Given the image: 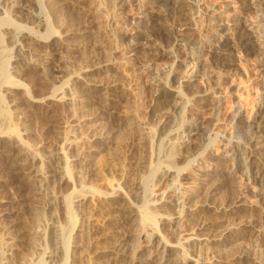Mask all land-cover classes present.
I'll return each mask as SVG.
<instances>
[{"label": "rangeland", "instance_id": "374dc122", "mask_svg": "<svg viewBox=\"0 0 264 264\" xmlns=\"http://www.w3.org/2000/svg\"><path fill=\"white\" fill-rule=\"evenodd\" d=\"M201 1L188 0L192 9L184 10L185 14L179 6L181 0H145L142 4L141 0L41 1L42 8L36 14L53 28L59 44L57 50L48 48L46 44L32 46V63L29 64L27 57L29 61H25L28 64L20 67L24 79H18L33 91L29 96L25 94L26 87L21 88L17 101L22 111L21 120L29 130L30 141L25 148L30 157L26 163L19 159V154L24 151L22 141L15 143L18 145L16 149H10L11 141L0 140V240L8 238V242L1 240L6 243H1V246L5 245L8 250L14 248L10 252L14 262L20 261L16 264L35 262L34 259H39L45 248L54 246L58 235L51 224L55 209L59 206L66 209L67 204L71 205L73 215L69 218L62 211L61 219L54 218L56 225L59 222L66 228L70 223H76L70 235L72 245L64 255L69 258L65 264H134V255L120 256V249L128 242L132 243L129 244L132 247L137 244L135 235L141 232V222H137L135 209L150 204L149 201L154 198L149 196L150 190V194H158L155 197L157 201L159 194L168 188L169 183L172 184L169 180L149 182L152 167L155 168L159 160L165 158V147L179 151L174 159L181 167L186 166L189 160H196L189 163L188 180L183 181L182 186L194 200L190 210L199 218L201 216L204 222L205 230L201 231V236L209 240L203 264H264V206L263 198H256V195L264 193L261 182L246 179V171L237 168L223 139L220 151H216L215 143H202L207 136L201 133L186 132L177 144L172 141L175 137H165L169 126L174 124V120H180L179 117L192 118L199 125L213 121L216 126L211 124L212 131L208 135L218 132L222 136L231 132V119L236 108H248V112L243 113V121L250 119L253 108L263 95L261 87H264V67L261 63L264 45L260 43L259 33L248 31L257 47L248 58L249 63L243 62L247 64V78L239 70V62H232L233 71L220 72L213 69L207 55L202 57L198 67L193 68L192 58L184 57L189 55L187 51L190 48L183 47L182 43L171 48L157 39L144 37L141 39L144 44L141 50L132 43L137 35H150L158 27H168L171 18L168 16L171 15L186 17V21H190L187 22L192 25L187 31L188 39H192L196 50L202 49L208 39L215 36L216 30L226 33L239 23V19L249 29L258 25L257 16L262 8L253 7L246 14L241 11L246 0ZM14 4L13 0H0V19L6 18L5 12L8 8L12 11ZM174 6L175 11L178 7L182 14L178 8V12H174ZM197 6L202 11L196 14ZM154 16L160 18L156 24L151 22ZM25 22L24 26L35 27L30 17ZM229 36L230 39L234 37ZM57 66H60L62 74L53 83L46 81L43 67L53 69ZM171 69H176L175 74L179 78L171 77ZM14 71L11 68V72ZM196 71L197 74H194ZM237 75L246 78L245 81H252L251 85L246 84L249 91L238 86ZM231 76H237V79ZM166 81L175 85L167 88L180 91L181 101L188 103L181 116L174 115L173 102L177 97H172L177 95L163 87ZM178 87L179 90L176 89ZM159 88L166 95L163 96ZM63 92L65 97L62 100ZM216 97L221 105L217 114L214 107ZM166 102L169 103L167 106ZM165 109L171 110L170 119L165 121L164 128H157L159 133L153 127V110L157 114ZM253 150L255 156L250 160V169L254 178L262 177L264 137L253 146ZM53 154H60L63 158V169L59 172L53 166L50 168ZM67 170L70 175H67ZM26 177L31 178V182ZM144 180L151 185L145 184ZM118 186L121 188L117 194L120 197H102L105 195L102 193L110 194ZM242 191L244 197H240ZM91 192L97 193L96 196L92 197ZM82 193L91 195H87L83 202L75 199ZM171 193L156 206L159 210L163 207L161 212L165 215L177 219V209L174 203H170ZM210 206L212 209L207 210ZM36 214L42 217L38 215L43 219L41 224L37 223ZM135 219L136 222L133 221ZM181 228L179 241L184 235L191 234L186 224H182ZM171 237L169 241L173 239L171 243L177 246L178 239ZM35 241L38 243L34 244ZM32 245H36V249ZM28 253L33 258L31 261ZM158 257L154 256L156 262ZM166 258L170 264H184L179 253Z\"/></svg>", "mask_w": 264, "mask_h": 264}, {"label": "bare ground", "instance_id": "6f19581e", "mask_svg": "<svg viewBox=\"0 0 264 264\" xmlns=\"http://www.w3.org/2000/svg\"><path fill=\"white\" fill-rule=\"evenodd\" d=\"M13 1L15 3L14 4L15 7L13 8L14 11L13 10L11 11L10 8H8V10L5 12L6 18L0 19V140L1 139H7V140L11 141V148L10 149H16L17 148L16 146H18V145H16L15 143L18 141H20V142L22 141L21 143H22V146H24V148L22 147L24 149V151H23V153L19 154L20 155L19 159H23L22 163L23 162L26 163V161L30 157V153L27 152L28 149H26L25 147L27 146L26 143L30 140L28 137L29 136V130L26 127H24L25 124H24V122H22V120H21L22 118L20 117L22 114L21 107H19V104L17 102L19 100V94H20L21 88L26 87V86H23L22 80L18 79L20 77H21V79H24V78H22L23 72H21L22 70L20 67L23 68L24 67L23 65L25 63L28 64L27 61H25L27 59V57L30 60L29 61L27 59L29 61V64L32 63L31 62V60L33 59L31 56V51H32L31 47L32 46H34V45L37 46V44H46V46L48 48H53V49L57 50L59 42H58V38L56 39L54 37V35L56 33L53 30V28H51V26H49V24L46 25V23L42 22L36 14L39 11L40 7L42 6L41 5L42 0H13ZM144 1L145 0H141V4ZM148 1L153 2V0H148ZM240 2H241V0H240ZM188 4H189L188 0H181L179 6H181L180 8H182L181 9V10H183L182 12H184V10L186 11L190 7V4H189V6H188ZM253 7L262 8L260 15L257 16V24L258 25L256 27L249 29V28H247L246 25L245 26L243 25L244 24L243 21H242V23H240V19L238 18L239 20H237V22H239V23L236 24L235 26H233L232 28H230L229 31L225 30L226 33H224V31L222 32V30H219V29L216 30L217 33L215 34V36L208 39L206 45L202 49H199V50H196V48L194 46H192V44H193V42L191 41L192 39H188L189 34H187L188 33L187 31H190V29H191L190 27H192V25L189 24L190 25L189 26L188 23L190 21H186L187 20V19H185L186 17L184 18L183 16H181L183 18H179V17L175 18L174 16L172 17V15L168 16V17H171L170 19L168 18L170 21L168 23L169 24L168 27H166V28H164L165 26L163 28L158 27L159 29L157 28V30L151 32L150 35H145L146 33L144 34V36L137 35L134 39H132V41H133L132 43L137 45L136 47L140 48L141 46L144 45V44H142V40H141L144 37L150 38L151 40L157 39L159 42H161V44H163V45L165 44L166 46L170 45V47L171 46L174 47V45H178V44L180 45L182 43V44H184L183 47L188 46L190 48V49L187 48V49H189L187 51V52H189V55L186 57V55H187L186 54L184 57H185V59L192 58L191 60L193 61V64H194L193 68L195 66L198 67V64L202 61V57L204 55H207L212 67H214L213 69L216 68L220 72H222V70L223 71L227 70L228 72L233 71V68L235 69V67H234L232 62L233 61L239 62L238 63L239 64V70L243 71L242 74H245V76H243L242 74L241 75L243 77L247 78V74H248V73L246 74V69H247L246 67L247 66H245L247 64H245V63L243 64V62H246V63L248 62V58L254 54V52L256 50L255 48L257 47L256 41H254L253 37L249 34V32L254 31V30L257 31V33H259L260 43L264 45V0H246L244 5H243V9H241V11L243 10L244 12H246V14H248L247 12L251 11L253 9ZM177 8H176V11H177ZM180 8H178L179 13H181ZM190 8L192 9V7H190ZM190 8H189V10H191ZM197 8H198V10L196 9V14H197V11H198V13H200L202 11V9L200 7L197 6ZM173 10H174V12H176L175 6H174ZM172 14H173V12H172ZM184 14H185V12H184ZM188 14L189 13H187V15ZM178 16H179V14H178ZM184 16H186V15H184ZM29 17L34 22L35 27L28 28L27 26H24V23H26L25 21L28 20ZM158 20H160V18H158L157 16H154V17H152L151 22L155 23ZM241 20H242V18H241ZM149 23H150V21H149ZM155 24H153V26H155ZM163 24H165V23H163ZM136 25L138 26V23ZM190 34H192V33H190ZM229 35H233L234 37L232 39H230ZM152 37H153V39H152ZM140 50H141V48H140ZM29 57H31V58H29ZM262 57L263 58L261 59V63L263 64V67H264V56H262ZM13 60H15V61L12 62ZM46 60H48V58ZM13 65H14V67H13ZM178 67H180V66H177V68ZM11 68L15 69V71L13 73L11 72ZM175 70L171 69L169 71L170 74L172 75L171 77L172 78H179V77H177V74H175ZM197 72L198 71H196L194 74H197ZM42 73H43V77L46 81H51L53 83V81L62 74V70H61L60 66L59 67L57 66V68H53V69L48 68V67H43ZM225 73H227V72H224V74ZM230 73H228V74H230ZM24 75H25V72H24ZM231 77H233V76H231ZM236 77H233V79L235 78V80H236L238 78V82H239L238 86L243 87L244 90H248L249 86L246 84L247 83L249 84L252 81H249V80L245 81L246 78H242V77L239 78V76L237 78ZM263 77H264V75H263ZM175 81H178V80H175ZM164 85H166L163 87H165V89L167 91L173 92V93H175V95H177L175 97H172V99L173 98L175 99L177 97L176 100H174V102H173L174 103L173 106L175 108L174 109V111H175L174 115L181 116L185 112V109H186L188 103H184V101H181L182 96H181L180 91L174 92L170 88H167V87H174L175 86V85L173 86L170 81H166ZM249 85H251V84H249ZM262 86H263V84H262ZM26 88H25V90H26L25 94H28L29 96H31L33 91L30 90L31 88H29V90H28V87H26ZM179 88L180 87H178L176 89L179 90ZM159 89L161 90V88H159ZM163 90H164V88H163ZM163 90H161V92L160 91L159 92L161 94H163V96H164L165 93H162ZM56 92L57 91L54 92L53 97L56 95ZM216 93H213V94L216 95ZM245 93H247V92H245ZM261 93L263 94L262 97L260 98L261 100L258 104L256 103V106L253 108L254 112H252L253 114L250 117V119L247 122L245 121L246 123L243 121V116H244L243 113H247L249 109L244 107V106H241V107L235 109L233 118L231 119V121H232L231 126H230L231 132L228 135L222 136L218 132H216V133L212 132L211 133V134H213L212 136H211V134L208 135V133H210L212 131L210 127H211V124H213L212 123L213 121L212 122L210 121L211 123L208 122V123H205L203 125H199L197 122H195V121L193 122L192 118H189V117L182 118L181 117L182 118L181 119L179 117L180 120L177 119L175 121L173 118L174 116H173L172 118L174 120V124L171 125L172 123L171 124L169 123L172 121L168 122V124H170L171 126H169V128H168V125H166L167 128L169 129V131L165 137H167V136L168 137L169 136L175 137V139H173L172 141H174L173 142L174 144H177L179 142V140L183 139V136L186 135V132H197V134L201 133V135L207 136V138L206 137L204 138L202 136L204 138V140L205 139L207 140V142H206V140H205V142H202L204 140H202L201 142L204 144L205 143L206 144L207 143H215L216 147H217L216 151H220V148H221L220 144L222 143V139H223L224 143H225V147L228 150H230L231 159L233 162H235L237 168L241 169L242 171L243 170L246 171V175H245L246 179L251 180L253 182L254 181L255 182L260 181L262 186H263V190H264V175L262 177L256 176V178H254L253 174L251 172V169H250V160H251V158H254V156H255L253 146L255 144H258L260 139H262L264 137V87H261ZM170 94L172 95V93H170ZM61 95H64V92L61 93ZM64 97H65V95L61 99L63 100ZM213 97H215V96H213ZM217 97L215 98V100L217 99ZM204 99H205V97H204ZM247 99H248V97L245 100H247ZM242 100L243 99H241V101ZM190 101L191 100L189 99V102ZM167 102H169V100ZM167 102L165 104L166 106L169 103L171 104V102H169V103H167ZM220 106H221L220 100H216L215 104H214L216 114L221 111ZM168 109H167V111L165 109L164 112L157 113V114H154V110H153V115H152L153 122H154L153 127H155L156 129L157 128H159V129L164 128V127H162L163 124H167L165 121H167L168 118L170 119L169 114L171 113V110H168ZM171 109H172V107H171ZM150 118H151V116H150ZM153 122H151V123H153ZM213 125H215V124H213ZM215 126H213V127H215ZM136 129L138 130V127ZM136 129H135V131H136ZM159 129H157L156 131H158ZM161 130H163V129H161ZM245 130H246V132H245ZM244 132H245V134L243 135L242 133H244ZM159 135H158L159 139H162V137ZM202 143H201V145H202ZM204 144L202 146H204ZM19 145H21V144H19ZM210 149H212V148H210ZM164 152H165V155H164L165 158L164 159L162 158L161 160H159V163H157L155 168L152 167L153 174H152V172H150L149 176H152V177L149 178V182L151 183L154 180H157V182H158V180H159V182L162 183L161 182L162 180H169L170 182H172V184L169 183L168 188L166 187V189L163 190V192L161 194H159L160 199L157 201L155 200L156 199L155 197H157L156 195H158V194L155 192H152L150 194L151 190H150V192L147 191V192H149L148 193L149 196H152V197L154 196V198L149 201L150 202L149 205H152L151 208L150 207L147 208L149 206L148 204H146L147 207L144 204V207H146V208L143 207L144 209L142 207H138L139 205L136 206V207H138L137 209H135L136 213H138V215L136 217L139 219V220L137 219V222L138 221L141 222V223L139 222L140 223L139 227H141V229L139 231H141V232L139 233V235H135L133 233L131 234V235H135V237L137 236V240H136L137 244L133 245V247L131 245H129L131 242L125 243L122 246L120 245L121 246L120 256L126 257L127 254H131V255L133 254L134 255V259H133L134 264H153V263H158V261L161 264H170L169 259L166 258L167 255L171 258V257H174L175 253H179L180 256H182L184 259V264H193V263L203 264L204 263V257L209 250L207 248L209 240L205 239V238H203V236H201L202 235L201 231L205 230V226H203L204 222L201 221V219H200L201 216L199 218L197 213L193 212V210H190V208L192 207L191 205L193 203L192 202L193 199H192L191 195H189L190 193L188 194V192L187 193L185 192L186 190L184 191V188L182 186V182L188 180L187 176H188V172L190 171V164L189 163H191L193 161L195 163L196 160L195 159L189 160V162L187 163L186 166L181 167L178 165V163L174 159L178 155L179 151H175L173 148H169V147L166 148L165 147ZM51 159H52L51 162L53 165H51L50 168L53 166L56 170H58V172L63 169L62 165L64 164V162H63V158L60 156V154H53ZM2 161L4 162V160H2ZM143 164H145V163H143ZM8 166H9V163H8ZM10 172H11V170H10ZM67 172H68L67 175L68 174L70 175L69 170H67ZM31 178H33L32 175H31ZM31 178L26 177V180L27 179L30 180ZM147 181L144 180L145 184L147 183ZM30 182H31V180H30ZM149 182L147 183V185H149ZM145 184H143V186H145ZM2 189H3V187H2ZM147 189H150V188L148 187ZM0 190H1V187H0ZM119 190H121L120 186H118L117 189H113L110 194L102 193V194H105L102 197L114 196V197H112V199L113 198L117 199L118 197H120V195L119 196L117 195L119 193ZM168 191L173 192V194L171 193L172 198H170L171 199L170 203H174V206L177 209V213H176V215H178L177 219H175L171 215H165L164 213L161 212L163 207H161V210H159V208H158L159 206H156L160 203V201H162L164 199V197H165V199L168 197L167 196V195H169ZM216 192H217V190H216ZM212 193L216 194L214 191ZM232 193L233 192L231 191V194ZM89 194H85V193L84 194L82 193L81 195L78 194L75 197V199H81L80 201L83 202L87 198V195H89ZM91 194L93 197V196H96L97 193L91 192ZM98 194H101V193H98ZM214 194H212V195H214ZM244 195H245V193H243V191H242V195L240 197H244ZM247 195H249V194H247ZM236 196H238V195H236ZM236 196H234V197L236 198ZM235 198H234V200H235ZM256 198L257 199L263 198V206H264V193H263V195H256ZM238 199H240V198L238 197ZM241 201H242V199H241ZM234 203H233V206H236V205H234ZM72 204H73V202H72ZM231 204H232V202H231ZM207 205H208V203H207ZM142 206H143V204H142ZM193 206H194V203H193ZM210 208H211V206L209 208H207V210H209ZM62 211L69 218L71 215H73V212L71 211V205L67 204L66 209H62L60 206H59V208L56 207L55 216L53 217V219H52L53 221L51 222V224L53 225V229H57L55 233L58 234L54 246L45 248L42 251V254L40 255L39 259H38V257H36L34 259V261L36 260L35 262H33V260H32L33 258L31 259L29 256V253H28L27 254L29 256L28 259L30 258L29 260L30 261L32 260L31 261L32 263H28V264H65L68 261L69 258H67L66 256L64 257V255H65V253L67 254L68 249L72 245V243L70 242V240H71L70 238H72V237H70V235L73 232V226H75L76 223L75 224L70 223L68 228H66L64 226H60L59 222H58V225H56L57 222L54 218H60ZM167 213H169L168 210H167ZM38 215L36 214V217ZM39 216L37 218L35 217L37 219V220L36 219L35 220L37 221L38 224L39 223L41 224L40 221L43 219H40ZM133 221L136 222V219ZM33 223L36 224L35 222H33ZM182 224H186L189 227V231L191 232V234L184 235V237L181 238V240L179 241L180 230L182 229L181 228ZM35 227L38 228V225ZM32 228H33V226H32ZM8 231L6 230V232H8ZM36 232H34V233H36ZM38 233H40V232H38ZM22 234H24V233H22ZM25 235H26V233H25ZM38 236H39V234H38ZM169 236H172L171 238L178 239V242H176L177 246H174L175 244L171 243L173 239L171 240V242L169 241L170 240ZM173 236H175V237H173ZM35 237L37 238L36 234H35ZM35 237H34V239H35ZM39 237H42V235ZM22 238H24V237H22ZM7 239L4 241V237H3V239H1V240H3L4 242H6V241L8 242ZM34 239H32V241ZM17 240H21V239L17 238ZM3 241L0 242V264H16L15 262H17V261L14 262V259H13L14 257L10 252V250L12 251V249H14V248H12L10 250L6 249L7 248L5 246L6 243H4ZM25 241H26V239L24 240V243H25ZM125 241L127 242V240H125ZM29 242H31V241H29ZM1 243L5 244V245L2 244V246H1ZM36 243H38V241H35L34 244H36ZM9 244H10V242H9ZM3 246L5 248H3ZM32 246H34V245H32ZM10 247H12V246H10ZM35 247H36V245L33 247V249ZM23 256H24V253H23ZM154 256H157V257L159 256L158 257L159 259L157 262H156V260H154ZM21 257L22 256H20V258ZM194 259H195V261H194ZM22 261H23V259H22ZM199 261H201V262H199ZM19 262H17V263H19ZM26 262H28L27 259H26ZM254 262H256V261H254ZM24 264H25V261H24Z\"/></svg>", "mask_w": 264, "mask_h": 264}]
</instances>
